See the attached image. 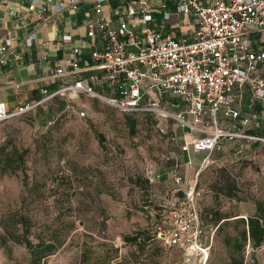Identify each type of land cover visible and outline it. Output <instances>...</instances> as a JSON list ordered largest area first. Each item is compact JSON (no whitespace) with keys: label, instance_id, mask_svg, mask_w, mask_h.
Masks as SVG:
<instances>
[{"label":"rangeland","instance_id":"obj_1","mask_svg":"<svg viewBox=\"0 0 264 264\" xmlns=\"http://www.w3.org/2000/svg\"><path fill=\"white\" fill-rule=\"evenodd\" d=\"M53 104L56 101L48 99L36 109L50 110L47 117L44 112L28 113L0 125V264H29L23 243L7 237L6 244L1 243L4 224L22 234L21 215L30 219L34 242L36 236L64 238L41 264H199L155 239L141 251L123 238L141 230L152 234L175 207L161 183H168L164 171L170 166L183 177L177 203L184 199L183 189L194 185L210 242L206 264L228 260L224 234L235 229L217 232L213 211L230 219L236 214L246 217L255 213L256 202L264 203L263 141L222 139L220 148L211 152L190 149L192 163L185 164L181 141L169 137L178 131L171 119L135 114L131 131L126 114L103 100L81 94L68 99L59 112ZM79 110L85 114H77ZM224 181L235 183V195L218 190ZM243 255V264H264V241L257 247L246 242Z\"/></svg>","mask_w":264,"mask_h":264},{"label":"built area","instance_id":"obj_2","mask_svg":"<svg viewBox=\"0 0 264 264\" xmlns=\"http://www.w3.org/2000/svg\"><path fill=\"white\" fill-rule=\"evenodd\" d=\"M77 0L56 3L59 11L75 9ZM96 0L94 15L87 24L90 53L84 57L82 46L72 48L68 66L57 64L58 76L75 75L88 69L104 70L111 93L98 92L83 79L63 82L39 100L22 102L10 110L0 96V125L11 117L30 113L46 100L67 93V100L87 95L103 100L122 113H153L175 122L178 131L169 135L181 141L182 151L211 152L220 148L222 139L258 140L264 136L235 130L239 119L246 126L250 117H241L233 106L247 88L252 98L264 103V0H175V13L192 20L191 33H164L154 18L151 0H132L125 4V16L112 25L103 5ZM31 7V6H30ZM41 11L44 8L40 9ZM162 20L170 18L166 3H161ZM11 13L13 11L11 10ZM260 33L258 45L250 35ZM34 34L25 42L30 44ZM70 40V36H64ZM15 47V37L8 35L0 43V64ZM235 88L239 91L233 93ZM46 93V89L43 90ZM176 97L177 99H174ZM84 115V110L77 111ZM191 164V158L187 159ZM172 207L166 219L157 223L155 235L168 248L180 249L205 264L210 242L200 220L194 199V185L183 189L184 199L175 196L183 177L174 174Z\"/></svg>","mask_w":264,"mask_h":264},{"label":"crops","instance_id":"obj_3","mask_svg":"<svg viewBox=\"0 0 264 264\" xmlns=\"http://www.w3.org/2000/svg\"><path fill=\"white\" fill-rule=\"evenodd\" d=\"M58 1L66 5L69 3V0H0V43L8 35L15 37L13 52L0 64V96L10 110L22 102L39 100L44 95L43 90L48 86L54 90L63 82H71L78 78L92 85L98 92L104 93L107 88L104 70L88 69L68 76L55 74L57 64L69 65L73 47L82 46L84 57L90 53L87 24L94 15L96 4V0H77L75 9L67 6L57 11L55 5ZM129 1L132 0H104V9L113 26L125 16V4ZM151 3L157 9L153 13L154 18L164 33L171 32L175 35L191 33L192 20L188 16L175 13V0H151ZM161 3H166V10L171 13L170 18L165 21L159 12ZM41 8L44 10L41 11ZM32 32L34 38L27 44L25 37ZM64 36H70V40L64 39ZM259 36L260 33L256 32L250 35L254 45H258L256 38ZM261 47L264 48V42L261 43ZM262 75L264 76V69ZM237 91L239 90L235 88L233 93ZM54 97L50 99L57 103ZM243 99L245 103H242ZM252 99L251 101L246 99L242 92L233 106L239 108L242 115L254 113L264 124V107L256 99ZM65 102L67 105L66 97ZM55 105L57 104H53ZM37 108L38 106L30 113L42 116L44 112L46 117L52 113L50 110L36 111ZM180 155L186 164L190 155L184 151H181ZM164 172L169 179L168 183L161 181L163 188L167 192L173 191L176 187L174 174L181 175V172L171 166Z\"/></svg>","mask_w":264,"mask_h":264},{"label":"trees","instance_id":"obj_4","mask_svg":"<svg viewBox=\"0 0 264 264\" xmlns=\"http://www.w3.org/2000/svg\"><path fill=\"white\" fill-rule=\"evenodd\" d=\"M85 83L88 84L87 82ZM54 90L53 88L48 86L46 89V93H44L43 97L46 94ZM248 91L249 90L247 88H244L242 90L243 96L249 101H251L252 96L250 92ZM104 92L111 93L109 89L107 88ZM54 98L57 99V103H56L57 105H55L56 109L54 110L55 112H59L60 110L63 109L64 106H67L64 98L60 99L59 95H56ZM256 101L261 103V105L264 107V103L262 101H259L257 99ZM124 114H126V118L129 121L131 131H134L135 121H136L134 118L135 114L133 113H124ZM143 114H151V115L156 116L155 114L149 113V112L143 113ZM246 115L250 117L249 123L246 126H241L239 123V119H235L232 125L233 129L235 130L243 129L245 133L257 135V136H264V124L261 123V125H259L260 119L257 116H255L254 113L250 115L249 114H246ZM246 115H242L241 113V117L246 116ZM226 140L231 143H237V142H242V141H252L253 143L260 142L258 140H245V139H242V140L226 139ZM10 162H16V160L10 161ZM19 162H23L22 154H20ZM18 167H19V164L12 167L9 170V172L14 173L18 169ZM224 183L225 185L218 186V190L228 196L235 195L236 193L235 183L233 181L231 182L224 181ZM171 193H172V190L168 191V194H171ZM178 194L179 192L176 193V195ZM255 210L256 211L254 214L248 215L246 217H241V216H238V214H236L234 215V218L232 219H230V217H232L231 215L223 216L220 210L213 211L212 222L216 226L217 232L220 233L224 228H227V227H231L235 229L234 234H230L225 231L224 242L228 248V260H226L225 262L221 264H243V260H244L243 250H244L246 242H250L252 243L254 247H257L264 241V203L261 201L256 202ZM199 216H200V213H199ZM200 220L202 222L201 216H200ZM18 222H20L21 224V227L23 230L22 234L21 235L15 234L13 230L10 229L11 228L10 226H8L7 224H4L3 225L4 233L1 235V243L2 245L6 244L7 242L6 237L9 240H13L18 243H23L29 252V264H41V261L45 257H47L48 255L56 251L63 243L64 238L61 237L60 234H57V235L52 234V235L46 236L45 238L36 236L37 240L34 242L32 239L33 234L30 230V226H31L30 219L21 215ZM154 232L150 234L144 230H141V231H136L130 235H125L123 238L127 244L134 246L136 247L137 250H141V251L145 248V246L150 241V239H155L156 241L160 242L162 246L167 247L163 239H161L160 237H157ZM209 256H210V250H209L208 258Z\"/></svg>","mask_w":264,"mask_h":264}]
</instances>
